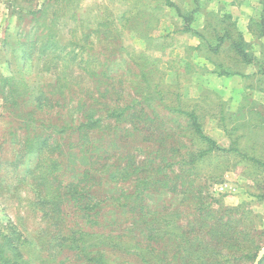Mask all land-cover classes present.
<instances>
[{
    "label": "rangeland",
    "instance_id": "obj_1",
    "mask_svg": "<svg viewBox=\"0 0 264 264\" xmlns=\"http://www.w3.org/2000/svg\"><path fill=\"white\" fill-rule=\"evenodd\" d=\"M187 22L211 46L216 31L233 30L247 54L232 58L228 40L216 55L197 50L199 38L181 30ZM212 62L237 73L214 71ZM263 65L264 0H0V231L14 240L17 230L25 240L19 259L0 241V264H53L43 247L52 227L35 205L34 184L38 177L76 182L94 161L79 152L92 140L109 148L98 159L106 164L141 161L149 170L166 153L170 166L153 172L151 189H158L146 198L165 206L153 215L163 229L153 231L172 226L163 236L171 239L167 249L160 244L147 262L131 253L121 260L176 264L181 254L184 264H255L264 248ZM128 105L118 122L100 118L107 106ZM88 107L100 121L81 137L56 121L80 118ZM179 109H193L222 150L195 156L198 143ZM181 228L184 242L174 235ZM60 259L94 264L68 249Z\"/></svg>",
    "mask_w": 264,
    "mask_h": 264
},
{
    "label": "trees",
    "instance_id": "obj_2",
    "mask_svg": "<svg viewBox=\"0 0 264 264\" xmlns=\"http://www.w3.org/2000/svg\"><path fill=\"white\" fill-rule=\"evenodd\" d=\"M178 15L182 16L183 14L178 12ZM186 21H188V19ZM189 24V22L183 24L181 30L183 32H191L199 38L201 42L195 47L197 50L200 48V45H204L213 51L214 54L212 55H216L220 51L218 50L220 44L228 40L232 58H235L238 54H242L243 56L247 54L245 52V47L239 44L241 39L237 36H233V30L221 29V34L216 31L215 38L217 39V44L211 46L206 38L198 31L196 32ZM126 55L135 59V57H132L128 52ZM251 61L252 59L248 60V62ZM212 64L215 65L213 70L221 71L222 74H229L230 72L237 73V71H232L222 64H216L215 62H212ZM138 65L140 69H143L141 64L138 63ZM263 68L264 65L261 68L264 73ZM141 76L144 83H147L148 79L144 71L141 72ZM157 91L154 90L150 94L155 95L154 93H158ZM140 99L143 100L141 96ZM144 99L149 100L148 95H146ZM83 105H85L84 102L79 106L82 107ZM125 107L126 108L116 112V108L107 106L103 109L104 116L100 118L112 117L114 122H118L122 114L131 106L128 105ZM90 111L95 110L92 107H88L80 118L72 119V117H69L67 119H61V117L58 116L56 121L63 122L65 120L61 129L64 130L67 127V129L72 132H80L78 137H81L84 130L89 127V130L95 128L94 124L100 121L99 118H93ZM179 111L187 116V127L189 132L198 143L197 151H195L194 154L195 156L198 153L197 156L201 158L222 150L212 137L204 133L199 116L193 109H179ZM92 141L93 144H90L89 149H80L79 152L87 159V162H90V160L92 162L93 158L94 161L88 169L89 172L85 171L84 168L80 170L81 172L77 176L78 180L76 182L66 183L64 180L63 182L57 178L50 183L38 177V182L34 184V187H36L38 191L33 190L37 200L35 205L42 211L44 218L48 220L52 227L45 234L46 241L43 247H45V253L48 257V259H46L53 264H62L64 261L62 259L57 260V257L64 250L68 249L73 250L74 255L81 261H89L94 264H131L130 262L120 259L123 258V255L130 253L134 256L138 255L144 262H147L151 260L152 256L157 255L156 251L160 249V244L165 246L164 249H167L166 245L168 241L171 240L168 236V238L163 236L170 233L172 226L167 230L164 228L163 235L153 231L154 228L156 231L163 229L159 224H156V226L153 225V222L157 221V218L154 219L153 215L158 213L161 207L162 210L165 209V206L162 203L161 206H158L155 202L151 205L146 199L158 189H151V187L155 186L153 172L159 170L168 171L170 168L168 165L169 162H165L167 154H161L162 158H160V162L153 164L154 166L149 170H146V166H144L143 169L141 161L134 164L131 163L130 160L125 162L122 160L118 163L106 164L101 161L105 160L109 148L106 144L100 146L94 145L96 141ZM98 159L101 161H98ZM191 161H194V159H191ZM84 166L86 165L84 164ZM66 167L68 168V166ZM64 170L67 169L64 168ZM147 172H149V174H147ZM85 176L89 177L86 179ZM113 176L117 178L115 179ZM110 180L116 182L110 183L108 182ZM155 181V184L160 187L170 188L169 184H167L168 180L162 182H158V180ZM126 182L130 183L128 187L130 191L124 190L122 186H116L117 183L124 184ZM106 184L107 187L104 189ZM109 184L113 185L110 186ZM114 188L116 189L112 190ZM105 191H112L114 193L112 195H104L103 193ZM122 192H125V194ZM241 214L242 216L244 215L243 213ZM165 225V227H168L169 223L166 221ZM211 226L212 225L209 226L211 231L220 233L218 230H215L214 225ZM12 232L16 235L14 240L8 238V236L0 231V241L4 248L12 252L14 258L19 259L22 255L19 247L20 245H25V240L17 230ZM183 232L181 228L179 233L174 234L175 237H178V241L184 238ZM184 241L185 239H183V242ZM179 244L180 242H175L173 245L176 246ZM227 247H230L231 250H241L238 244L228 245ZM186 249L187 247H185V245L181 246L182 253H186ZM195 249L198 250V245ZM131 250H133V252H130ZM179 256L176 258V264H184L183 262L179 263ZM246 257H249L248 254H246ZM255 257L256 252L251 255V259L254 261ZM261 259L263 260V258ZM4 262L5 264H9L11 259L5 258ZM22 262H24V260ZM25 263L29 264L28 261Z\"/></svg>",
    "mask_w": 264,
    "mask_h": 264
},
{
    "label": "water",
    "instance_id": "obj_3",
    "mask_svg": "<svg viewBox=\"0 0 264 264\" xmlns=\"http://www.w3.org/2000/svg\"><path fill=\"white\" fill-rule=\"evenodd\" d=\"M264 252V248L262 249L261 253L257 256L256 260H255V264L258 263V261L260 260L262 253Z\"/></svg>",
    "mask_w": 264,
    "mask_h": 264
}]
</instances>
